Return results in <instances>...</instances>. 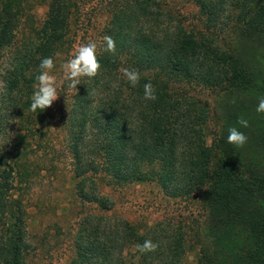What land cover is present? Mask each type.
<instances>
[{
    "label": "trees",
    "instance_id": "16d2710c",
    "mask_svg": "<svg viewBox=\"0 0 264 264\" xmlns=\"http://www.w3.org/2000/svg\"><path fill=\"white\" fill-rule=\"evenodd\" d=\"M160 1L127 0L112 10L106 35L115 40V53L104 48L97 55L98 74L76 95L69 117L74 188L82 204H97L102 213L79 223L74 262L180 264L186 253L184 234L173 233L163 244L154 228L142 232L108 215L113 202L99 188L106 177L112 186L157 182L198 203L206 216L195 264H264V113L256 111L264 97V0H193L207 31L227 12L243 38L263 47L251 56L168 15ZM42 3L45 19L35 25L28 0H0V65L23 17L32 34L14 47L4 76L5 99L18 109L20 126L13 150L0 151V264H28L27 204L15 191L31 183L26 163L43 147L51 116L50 107L31 112L30 98L40 60H55L68 44L78 8L74 0ZM125 68L140 73L135 87ZM146 83L154 86L155 100L144 98ZM95 87L103 93L97 99ZM197 88L237 95L212 137L211 107L193 93ZM241 117L248 127L238 124ZM231 127L246 135L242 147L227 142ZM145 240L159 247L141 253L135 246Z\"/></svg>",
    "mask_w": 264,
    "mask_h": 264
},
{
    "label": "rangeland",
    "instance_id": "374dc122",
    "mask_svg": "<svg viewBox=\"0 0 264 264\" xmlns=\"http://www.w3.org/2000/svg\"><path fill=\"white\" fill-rule=\"evenodd\" d=\"M43 0H28L29 12L35 25L45 19L47 6ZM77 10L73 8L70 17L68 44L58 53L54 60L55 67L51 74L56 77L58 98L50 107L51 116L46 126L43 147L29 155L26 170L31 183L23 186L17 195L22 196L27 204V239L30 248L28 264H75V242L79 223L86 214H100L97 204H82L77 197L74 181V164L70 150L71 127L69 117L76 102V95L82 89L88 77L80 78L77 89L68 87L70 83L64 77L61 65L72 58L75 49L81 44L95 42L97 55L106 47L103 37L110 23L112 10L127 0H74ZM168 15L178 18L190 28L207 31L203 18L193 0H161ZM169 19V18H168ZM169 21V20H167ZM212 31H207L213 39L224 48H233L245 56L260 55L262 46L243 38L236 31L234 23L222 14ZM175 20L169 23L172 25ZM16 33L15 44L4 54L0 65V151L14 148V135L19 128L18 109L11 110L4 94V76L13 58L14 47H20L32 34L28 21L22 18ZM111 78H105L110 82ZM118 82H114L116 87ZM100 87V86H99ZM103 96L101 88L95 87L91 93ZM195 95L207 100L211 107L209 129L211 137L218 126L224 124L225 109L234 106L237 95L215 89H199ZM89 134V132H88ZM8 152V157H9ZM100 190L113 202L107 212L115 218L127 219L140 226V231L154 228L160 243H165L171 234H184L186 253L180 264H195L205 224L204 209L194 200L174 197L171 189H165L157 182H131L123 186H112L103 177L99 181ZM134 261V260H133ZM135 262V261H134Z\"/></svg>",
    "mask_w": 264,
    "mask_h": 264
},
{
    "label": "clouds",
    "instance_id": "9594fccd",
    "mask_svg": "<svg viewBox=\"0 0 264 264\" xmlns=\"http://www.w3.org/2000/svg\"><path fill=\"white\" fill-rule=\"evenodd\" d=\"M103 40L106 44L105 51L115 53L116 44L111 36H104ZM59 55V54H57ZM55 63L52 57H45L40 60L38 75L35 77L34 91L31 96L30 111L35 113L38 110L43 111L52 106L57 100L58 94L56 89V77L51 74ZM64 77L70 83L69 88L77 89L80 85L81 77H95L101 64L97 58V45L95 42L81 44L75 49L72 58L68 59L61 65ZM124 77L135 87L140 81V73L135 69H122ZM144 98L146 100H155L156 94L154 86L151 83L144 85ZM257 113H264V97L259 98L256 107ZM238 124L242 127H248V121L242 117L238 119ZM227 142L237 147H242L247 142L246 135L239 131L236 127H231L228 130ZM136 249L141 252H154L159 245L151 240H145L143 244H137Z\"/></svg>",
    "mask_w": 264,
    "mask_h": 264
}]
</instances>
